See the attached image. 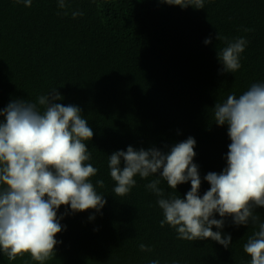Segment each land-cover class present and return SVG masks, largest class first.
I'll use <instances>...</instances> for the list:
<instances>
[{"label": "trees", "instance_id": "trees-1", "mask_svg": "<svg viewBox=\"0 0 264 264\" xmlns=\"http://www.w3.org/2000/svg\"><path fill=\"white\" fill-rule=\"evenodd\" d=\"M76 10L83 16L73 19ZM218 33L248 41L235 73L222 72L217 52L226 42ZM253 83H264V0H205L201 10L160 0H68L63 10L57 0H32L31 7L0 0V109L57 89L59 102L78 106L93 129L88 163L98 171L91 182L105 185L96 186L106 200L100 212L73 214L61 206L64 230L56 236V256L45 264H251L243 246L257 225L236 226L227 218V249L178 239L175 229L161 227L158 197L146 188L159 177L136 176L135 187L118 197L108 156L128 146L168 151L193 137L202 196L210 187L203 177L226 167L231 142L227 126L215 124L213 108ZM158 187L165 197L183 198L191 184L177 192L163 180ZM256 214L264 223V208ZM141 243L150 251H141ZM0 264L36 262L0 254Z\"/></svg>", "mask_w": 264, "mask_h": 264}, {"label": "clouds", "instance_id": "clouds-1", "mask_svg": "<svg viewBox=\"0 0 264 264\" xmlns=\"http://www.w3.org/2000/svg\"><path fill=\"white\" fill-rule=\"evenodd\" d=\"M31 7L32 0H16ZM96 3V0H91ZM181 9L201 10L205 0H160ZM63 10L68 0H57ZM67 14V13H65ZM83 12H72L73 19ZM251 31V29H245ZM226 46L217 52L223 73H235L241 67L240 57L248 41L216 36ZM204 43L210 44L211 38ZM57 89L37 97L36 102L16 99L0 109V254L9 261L29 255L36 264H45L56 256L57 234L64 230L57 213L61 206L73 214L89 210L100 212L105 206L102 179L91 182L98 169L88 161V143L94 136L88 120L75 105L60 103ZM43 108V111H41ZM214 120L218 127L227 126L230 139L226 167L209 172L203 180L210 187L200 195L201 177L195 164L196 141L193 137L174 144L168 151L156 147L147 150L128 146L108 156L114 193L124 197L142 179L156 175L146 185L157 197L165 224L175 229L177 238L185 241H214L224 248L231 235L222 229L231 218L236 226H258L243 251L251 264H264V223L256 209L264 208V83H253L245 92L229 94L226 101L215 104ZM123 163V167L121 164ZM161 180L174 192L182 184H191L183 198L158 187ZM220 219H216V215ZM67 215V212H65ZM94 219V217H90ZM213 228L217 231H213ZM141 251H150L139 245ZM151 264H159L152 261Z\"/></svg>", "mask_w": 264, "mask_h": 264}]
</instances>
